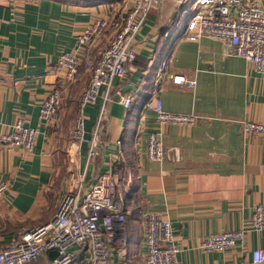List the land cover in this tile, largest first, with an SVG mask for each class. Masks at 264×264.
Listing matches in <instances>:
<instances>
[{
    "label": "crops",
    "instance_id": "0c3cea01",
    "mask_svg": "<svg viewBox=\"0 0 264 264\" xmlns=\"http://www.w3.org/2000/svg\"><path fill=\"white\" fill-rule=\"evenodd\" d=\"M190 0L185 7H189ZM256 1L264 9V0ZM131 0H0V134L16 118L35 128L30 151L0 147V246L26 230L49 222L78 171L85 187L113 168L125 219L108 248V264H145L142 211L168 220L177 258L183 264H264L253 250L264 246V226L252 229L254 207L264 205V131L244 134L242 120L264 125V73L244 58L224 51L220 40L188 39L175 28L181 9L170 4L151 9L134 41L136 58L125 77L115 79L97 134L98 155L87 157V142L72 144L70 130L81 91L90 71L80 64L63 83L57 58L77 48L76 38L96 17L111 23L123 16ZM107 28L97 46L80 48L97 56L107 43ZM166 57L163 76L156 81ZM58 76L52 82L49 74ZM169 73L193 79L192 88L174 84ZM62 89L56 118L44 121L39 107L49 90ZM131 93L128 107L117 93ZM84 105V136L92 137L100 105ZM157 95L164 110L195 114L193 124H160L145 102ZM159 133L163 155L146 156V136ZM244 230L234 246L202 251L198 242L209 234ZM52 251V250H51ZM42 253L45 264L54 255ZM69 264H88L82 248Z\"/></svg>",
    "mask_w": 264,
    "mask_h": 264
},
{
    "label": "built area",
    "instance_id": "2783aa9c",
    "mask_svg": "<svg viewBox=\"0 0 264 264\" xmlns=\"http://www.w3.org/2000/svg\"><path fill=\"white\" fill-rule=\"evenodd\" d=\"M131 0L123 16L108 22L106 18H94L76 38L77 48L62 51L57 58V67L62 71V81H71L80 64L90 71V77L80 94L79 110L71 128L72 144L78 146L87 142V157L98 155L97 134L103 121L106 104L111 101V89L115 79L125 77L133 68L136 58L135 37L148 12L164 4L173 9H181L182 15L175 28L188 39L209 36L222 42L228 54L244 58L252 68L264 73V9L251 0ZM111 28L107 43L97 56L85 55L80 48H93L100 42L104 31ZM166 57L162 61L156 81L163 76ZM52 82L58 80L49 74ZM169 79L178 85L192 88L195 84L182 74L169 73ZM101 94L99 113L92 130V137L84 136V116L86 104L95 103ZM62 89L53 86L39 107V116L44 121L56 118L61 101ZM117 101L124 107L131 103V93L118 92ZM145 107L154 112L160 124H193L195 114L173 113L163 109L161 99L153 95L145 102ZM244 134H262L264 125L251 120L241 121ZM37 131L26 126L22 117L16 118L10 132L0 134V147L19 146L25 151L33 147ZM146 156L149 160H160L163 155L159 133L150 132L146 136ZM112 170L98 174L85 187V172L78 171L73 189L64 194L54 217L47 223L24 231L18 239L0 246V264H41L37 261L42 253L56 250V256L45 264H69L77 250L88 254V264H108V248L116 240L123 226L125 210L117 191ZM5 186L0 185V194ZM145 227V264H183L177 258L179 251L174 243L168 220L158 217L155 212L142 211ZM249 226L260 229L264 226V205L257 204L250 217ZM244 236V230H227L203 237L197 247L205 252L223 251L234 246ZM253 261L264 263V246L253 250Z\"/></svg>",
    "mask_w": 264,
    "mask_h": 264
},
{
    "label": "rangeland",
    "instance_id": "374dc122",
    "mask_svg": "<svg viewBox=\"0 0 264 264\" xmlns=\"http://www.w3.org/2000/svg\"><path fill=\"white\" fill-rule=\"evenodd\" d=\"M87 82H88V80H87ZM87 82H86V84H87ZM86 84H85V86H86ZM79 98H80V96H79ZM78 102H79V100H78ZM77 107H78V104H77ZM76 115H77V112H76ZM76 115H75V117H76ZM75 117H74V119H75ZM73 122H74V120H73ZM72 125H73V123H72ZM70 133H71V130H70Z\"/></svg>",
    "mask_w": 264,
    "mask_h": 264
},
{
    "label": "water",
    "instance_id": "95a60500",
    "mask_svg": "<svg viewBox=\"0 0 264 264\" xmlns=\"http://www.w3.org/2000/svg\"><path fill=\"white\" fill-rule=\"evenodd\" d=\"M51 253H52L54 256H56L57 251H56V250H52Z\"/></svg>",
    "mask_w": 264,
    "mask_h": 264
},
{
    "label": "trees",
    "instance_id": "16d2710c",
    "mask_svg": "<svg viewBox=\"0 0 264 264\" xmlns=\"http://www.w3.org/2000/svg\"><path fill=\"white\" fill-rule=\"evenodd\" d=\"M179 16H180V14H178V19H179ZM178 19L174 20V22L176 23Z\"/></svg>",
    "mask_w": 264,
    "mask_h": 264
}]
</instances>
